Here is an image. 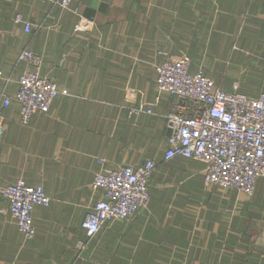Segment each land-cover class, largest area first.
<instances>
[{
	"label": "crops",
	"instance_id": "obj_1",
	"mask_svg": "<svg viewBox=\"0 0 264 264\" xmlns=\"http://www.w3.org/2000/svg\"><path fill=\"white\" fill-rule=\"evenodd\" d=\"M56 2L0 0V102L11 99L1 115L0 186L23 179L50 199L34 207L35 236L25 239L0 196V264H264V177L248 197L206 186L202 162L165 160L174 99L155 84L161 62L188 57L191 73L223 91H264V0H73L94 21L89 32H74L77 16ZM25 49L68 95L23 125L14 95ZM126 87L150 114L128 115ZM147 160L148 206L88 238L81 221L102 196L91 188L95 173Z\"/></svg>",
	"mask_w": 264,
	"mask_h": 264
},
{
	"label": "built area",
	"instance_id": "obj_2",
	"mask_svg": "<svg viewBox=\"0 0 264 264\" xmlns=\"http://www.w3.org/2000/svg\"><path fill=\"white\" fill-rule=\"evenodd\" d=\"M73 0H57L63 10L77 16L74 32H89L94 21L72 8ZM13 22L22 25L26 32L30 26L20 13ZM18 61L23 69L17 78L14 100L18 104L20 122L29 123L36 113H47L52 101L68 91L39 74L41 57L31 50H23ZM190 59H166L156 67L155 84L158 91L173 97V103L165 115L168 131L164 159L180 156L205 164L203 183L223 189L232 188L250 197L257 180L264 177V91L256 97L238 92L233 85L229 92L216 87L201 71H189ZM2 73L0 72V77ZM139 92L126 87L123 100L129 116L150 114L151 109ZM11 99L0 102L1 115ZM97 161L103 164L104 159ZM154 169L151 160L133 168L129 165L117 169L100 168L93 177L91 188L101 190L102 196L95 201L81 221V228L88 238L93 237L106 220H129L148 206L150 196L148 181ZM0 196L7 202L10 216L19 233L25 239L35 236L32 211L36 205L48 206L49 197L39 185L27 184L23 179L0 186ZM85 243L76 242L81 250Z\"/></svg>",
	"mask_w": 264,
	"mask_h": 264
}]
</instances>
